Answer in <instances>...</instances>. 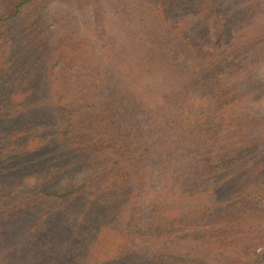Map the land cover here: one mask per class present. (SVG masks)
I'll use <instances>...</instances> for the list:
<instances>
[{
	"label": "trees",
	"instance_id": "16d2710c",
	"mask_svg": "<svg viewBox=\"0 0 264 264\" xmlns=\"http://www.w3.org/2000/svg\"><path fill=\"white\" fill-rule=\"evenodd\" d=\"M56 2L98 11L103 52L71 29L75 13L48 16ZM233 12L225 0L0 11V149L21 160L19 182L0 186V264L264 260V52L234 36Z\"/></svg>",
	"mask_w": 264,
	"mask_h": 264
},
{
	"label": "rangeland",
	"instance_id": "374dc122",
	"mask_svg": "<svg viewBox=\"0 0 264 264\" xmlns=\"http://www.w3.org/2000/svg\"><path fill=\"white\" fill-rule=\"evenodd\" d=\"M10 1L11 0H0V11L5 10L8 6V4H10ZM225 2L228 3V5L231 6V8L234 10V12L232 14V16L234 17V24H235L234 25V36L235 37H238V36L241 37V34H243L244 32L245 33L247 32L248 35L252 34L253 37L258 39L257 41L259 44V45H255V47H254L255 51L256 52L259 51V53L264 52V50H263V48H264V26H263L264 3H263V0H225ZM63 11L67 12L69 14L72 12L75 13V16L72 15V17H70L73 21V27H71V29L75 30V29H77L76 27H78L77 25H79V32L81 34L87 36V37L90 36L93 39V41L96 43V46H97L96 48L98 49V51L103 52L104 47H102V46L107 44L109 37H108L107 33H102L101 30L97 26L98 11L94 10L93 13H86L84 11H81L80 9H76L74 6L62 4L60 2H56V3L52 4L51 8L48 10V13H49L48 16H51L53 14L64 13ZM191 11H192V9H191ZM184 12H185V9L180 4V7L178 8V14L179 15H181V16L186 15L187 16V15H189V13H191L190 11L185 12V13ZM244 19L250 21L246 28H245V26H241V24L238 22V21H241ZM115 28H117V26H115ZM116 33H117V30L113 29L110 31V36L114 37L116 35ZM96 37H97L98 41H95ZM209 47H211V46H209ZM258 66H259V69L262 70V66L260 65V63H258ZM206 74H207V72L205 73L204 71L203 72L201 71L200 76L206 77ZM107 76H108L107 83L113 87H116L114 85V79L109 75H107ZM10 80L5 82L4 84L2 83V85L7 84L11 88H13V85H11L9 83ZM208 82H210L209 79L207 80V86L209 85ZM17 85H18V83H17ZM2 87L4 90L2 96L3 97L5 96V97L0 98V110L3 109V107H4L3 104L8 101L7 90L9 91L8 88H6L4 86H2ZM17 98H18V96H17ZM11 99L12 98H10V100ZM119 99H120V97H119ZM253 106H254V108L257 109V112L262 113L259 110H261V111L264 110V99L262 101H258V103L254 104ZM125 107H126L125 104L120 103V102L118 103V109L120 112H124ZM6 127H7V121H5V117L2 116V113H0V132H2ZM15 161L11 160V162L9 163L7 158L3 154L2 150L0 149V181L1 180L3 181L2 183H0V186H2L4 184L5 180H11V179H16V178L21 179L16 174L13 175V173L15 171V167H17L18 165L21 164V160H15ZM33 176H34V174H30L27 181H31L33 179ZM17 179H16V181L19 182V180H17ZM260 264H264V260Z\"/></svg>",
	"mask_w": 264,
	"mask_h": 264
}]
</instances>
